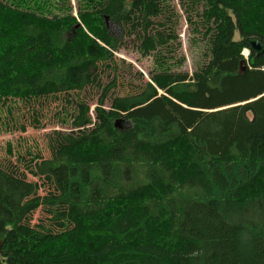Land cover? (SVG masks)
Returning <instances> with one entry per match:
<instances>
[{"label": "trees", "instance_id": "obj_1", "mask_svg": "<svg viewBox=\"0 0 264 264\" xmlns=\"http://www.w3.org/2000/svg\"><path fill=\"white\" fill-rule=\"evenodd\" d=\"M76 1L0 0L10 128L55 104L70 126L50 158L0 159V264H264V52L243 54L264 40V0H181L207 48L192 73L170 63L168 0ZM107 17L153 55L148 79L124 80Z\"/></svg>", "mask_w": 264, "mask_h": 264}, {"label": "rangeland", "instance_id": "obj_2", "mask_svg": "<svg viewBox=\"0 0 264 264\" xmlns=\"http://www.w3.org/2000/svg\"><path fill=\"white\" fill-rule=\"evenodd\" d=\"M168 1L170 7L177 14H179L177 17L178 23L175 28V32L179 37L177 43L180 42V45H174L177 50L172 53V55L174 54V60H179L181 58L184 59V62L179 67L176 65V61L174 60H170V63L172 65V69H179L192 73L197 66L201 65L206 60L207 48L205 42L203 41L202 33H194L191 25L186 23V20L188 19V12L186 7L182 5V1ZM76 3V0H70V6L72 9H75ZM199 11L201 12V8L198 9V12ZM108 27L115 37L122 39V48L115 54L120 59V73L123 75L124 80L130 84H139V72L143 73L144 78L148 79L147 75L154 66V57L153 55L144 56L141 54V51L138 48L140 41L138 36H135L137 34H129L127 30H124L121 26L112 22L108 23ZM199 30L203 31L202 26L199 27ZM121 60L124 62H121ZM116 91L119 90L116 89ZM82 97L91 103V110H93L96 102L100 98V91L97 90V87H90L82 93ZM18 105L21 106L20 109H22V111L26 108L23 106V103L19 102V104L15 107ZM62 105H60L57 109L55 104L53 107L49 108L48 112L45 110V115L48 114V116L46 119H43L42 127L38 129L29 127L25 133L17 130L12 131L7 120L8 111L6 107L4 108L0 105V159H5L8 156V146H11L13 149V160L17 158L16 156L18 152H25L28 150L33 153H37L38 150H40V153H42L45 158H50L52 154L48 146L50 135H52L54 130H70L69 124H62V122H58L57 114L65 107ZM23 118H26V114ZM15 126L16 125L11 127ZM29 178H32V176L29 175ZM41 216L42 211L37 210L34 215L33 223H37Z\"/></svg>", "mask_w": 264, "mask_h": 264}, {"label": "water", "instance_id": "obj_3", "mask_svg": "<svg viewBox=\"0 0 264 264\" xmlns=\"http://www.w3.org/2000/svg\"><path fill=\"white\" fill-rule=\"evenodd\" d=\"M108 19V18H107ZM249 49L253 51L256 55L262 54L264 52V40L259 36H249L245 39ZM119 120L116 121V126H119Z\"/></svg>", "mask_w": 264, "mask_h": 264}]
</instances>
